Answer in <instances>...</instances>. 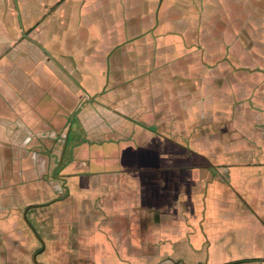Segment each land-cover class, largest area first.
<instances>
[{"label":"crops","instance_id":"0c3cea01","mask_svg":"<svg viewBox=\"0 0 264 264\" xmlns=\"http://www.w3.org/2000/svg\"><path fill=\"white\" fill-rule=\"evenodd\" d=\"M18 185L79 264H133L151 242L160 264L189 249L219 264L210 236L239 222L215 211L264 224V0H0V195ZM171 218L187 244L161 250Z\"/></svg>","mask_w":264,"mask_h":264},{"label":"rangeland","instance_id":"374dc122","mask_svg":"<svg viewBox=\"0 0 264 264\" xmlns=\"http://www.w3.org/2000/svg\"><path fill=\"white\" fill-rule=\"evenodd\" d=\"M94 78L98 79V76H94ZM87 133L88 135H90L91 131ZM85 135L86 134H84L83 136ZM145 164L146 163H142V165ZM121 165L124 166L126 164H121ZM97 166L99 165H97L96 163L92 164L90 162L89 170H91V172L93 173H98V172H94V171H101L100 169H97ZM56 192L59 193L58 191ZM27 194L30 193L25 194L22 188L19 187L18 185L15 187L11 186L10 188H7L5 193L3 195H0L1 196L0 213L2 214L10 213V216L13 215L12 217L9 218L11 222L7 223L10 225L0 227V264H79L78 259H76L75 257L60 255L57 249V245L59 242L58 239L50 238V241H48V237H46L45 234L41 232V230L43 231L44 229H42L41 222H39L38 218H35V215L39 213L40 210L37 209L35 211V209L33 208L26 209V207H22L21 202L23 201L24 197ZM187 195L189 194H185V193L183 194V196H187ZM32 196L33 195L31 193V197ZM61 198L64 197L62 196ZM217 198L222 201L221 197L217 196ZM188 199L189 200L194 199V203H193L194 207L192 209L193 211L191 212L189 210L190 212L189 211L186 212L187 219H189L188 224L192 225L193 223H200V225H202L203 227L202 228L203 232L206 233L205 231H207V227L205 226H207V224L209 223V218L206 212L205 215L203 214L204 213L203 207L205 206V203L202 200H200V198H198V196L196 195H193L191 198L189 197ZM205 200L207 201L206 198ZM164 202L165 201H158L157 203L155 202L152 206L160 207L164 205ZM236 204L237 203L231 202V204H229L230 206L228 207V209H225L226 212L223 210H217L214 212L213 217L211 215L212 219L214 217H217L218 219L224 218L222 219L223 221L236 220L239 223L234 224L233 226H230L228 224H223L220 222L218 223V226H216V228H218L221 231V235L210 236V240L212 242H216L217 244L214 255V257H217V259H210V260H215L219 264H264V258L258 257V256L264 257V224L261 222V220H258L257 216H254V213H252V211H249L248 208H246L245 206H244L245 207L244 210L231 213V211H233L234 208L232 206H235ZM160 211L164 215L177 214L174 206L170 208L167 205L165 206V209H161ZM103 212H105V210H102V212L93 211L92 213L94 215L105 214ZM163 224L166 225L162 227L163 235H161L160 238L161 239L160 244L162 246L161 250L167 248L169 246L168 243L170 242L174 244V245L171 244L172 246L170 247V249L172 250L177 248L180 249L181 246H186L187 244L185 243L186 241H182V240L180 241L177 239V242L175 243L176 240L175 237H177V234H175V230L171 229V228L175 229L174 225L182 226L183 228L190 227L187 224L186 219L171 218V220L166 223H164L163 221L162 225ZM88 227L89 226H87L86 229L89 230ZM2 228L6 231H4ZM16 228H20V230H17ZM72 229L74 230V228H71V231ZM153 231H154V225H152L151 229L149 230L147 229L146 231L147 235L148 236L151 235ZM38 233L41 234L43 239L40 237ZM82 238L83 240L88 239L86 235L83 236ZM12 239H19L21 241L10 242V240ZM214 239L216 240L218 239V240L214 241ZM43 242L45 244L44 246H47L46 248L47 252L45 250L43 253L42 252L39 253V251L43 249ZM158 243L156 244L157 247H158ZM71 245L69 247H72ZM151 245H153L151 249L153 253H151L149 257L146 256L134 257L132 258L133 259L132 263L160 264L159 259L161 258H158V255L156 254L157 247L154 246L153 242H151ZM205 248L207 247L205 246ZM178 252L180 254L176 253V255L166 252L162 257V259L167 258L166 263L168 264H174V263L175 264H206L207 263L206 262L207 254L206 252L203 253V251L201 250L191 251L189 249L188 251H181V252L178 251ZM193 252H195L196 254H194ZM218 254L221 255L218 256ZM210 255L212 256V253ZM224 257H226V259H222ZM237 257H241L240 259L241 261H236L232 259ZM129 260H131V257H129ZM172 260L175 261L173 262ZM225 261L226 263H224ZM117 264H128V263L125 261H121Z\"/></svg>","mask_w":264,"mask_h":264}]
</instances>
